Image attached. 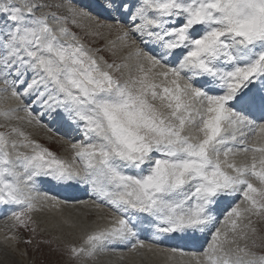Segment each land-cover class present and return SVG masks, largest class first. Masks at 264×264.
Segmentation results:
<instances>
[{"label":"snow or ice","instance_id":"snow-or-ice-1","mask_svg":"<svg viewBox=\"0 0 264 264\" xmlns=\"http://www.w3.org/2000/svg\"><path fill=\"white\" fill-rule=\"evenodd\" d=\"M92 7L0 0V207L13 227L68 203L40 193L53 182L91 197L77 201L89 209L80 242L67 246L77 260L122 245L196 264H264L253 221L264 220V0ZM45 118L66 129L69 158L26 130L51 131ZM206 234L199 253L159 248Z\"/></svg>","mask_w":264,"mask_h":264},{"label":"rangeland","instance_id":"rangeland-1","mask_svg":"<svg viewBox=\"0 0 264 264\" xmlns=\"http://www.w3.org/2000/svg\"><path fill=\"white\" fill-rule=\"evenodd\" d=\"M91 1L92 0H79L81 4H89ZM95 1L99 5L103 2V0ZM92 12L94 15L99 14L97 11ZM104 18L105 16L101 15V19ZM83 23L87 25L88 22L83 21ZM108 39H115V35L106 36L102 39L97 38L92 46L103 47ZM89 40H91V38H89ZM99 55H104L108 58L107 52L102 51ZM8 103L11 104L14 103V101H9ZM20 114L23 115V113ZM0 123H3V121L0 120ZM44 123L52 130L49 131L48 128H41L35 125L26 126V130L32 134L34 139L45 147H48L58 156L69 158L71 152L68 148L69 136L65 134L66 129L58 126L55 122H49L47 118H45ZM55 186L57 187L53 182H41L38 185V189L41 193L46 190L55 189ZM64 190L63 194H59L60 196L53 195L50 191L44 193H47L49 196L57 197L59 201H68L67 198L65 199V193L70 191L67 190L64 192ZM90 199L91 197L88 194V197L83 198L82 200ZM239 199L240 198H237L236 202H239ZM77 201H68L66 204L61 203L55 208L45 206L42 210L34 212L32 214L33 223H31L27 229L17 226L15 228L13 227L12 231L7 227L9 226L8 224L0 227V242L3 241V245L0 243V264H196L195 260L189 255H181L180 252L173 255L169 252H161L157 250L151 253L141 252L140 254H136L129 252L128 248L122 245L117 247L116 251L102 252L92 259L82 257L80 260H77L70 255L67 246L70 243L78 244L81 237V226H87L89 224V220L85 215L89 209L78 204ZM1 210L4 211L5 208L0 207V211ZM226 211L227 209L223 210V212ZM109 214V210L105 208L102 212L98 213L97 216H107ZM95 218L96 217H94V219ZM219 218H223V213L219 214ZM253 221L259 234L264 235V220H259L258 218L253 217ZM12 222L13 224L15 223V221ZM97 222L105 223L103 220H97ZM72 225L77 226L73 227ZM33 228L35 231H32ZM146 235L148 237L149 233ZM13 236L16 238L12 239ZM140 238L144 239L146 243H156L148 240L143 234H140ZM209 239L210 235L208 234L197 239V242L201 245H199L201 247L200 250L189 251L188 249L179 248L177 246V242L179 241H183L185 244L192 242L186 238H164L159 242V248L167 249L177 247L182 249L185 253H199L203 250V247L206 246ZM29 241L31 242L29 243ZM257 244L259 246L256 247L254 251L258 254H264V243L258 240ZM7 251H9L10 254Z\"/></svg>","mask_w":264,"mask_h":264},{"label":"bare ground","instance_id":"bare-ground-1","mask_svg":"<svg viewBox=\"0 0 264 264\" xmlns=\"http://www.w3.org/2000/svg\"><path fill=\"white\" fill-rule=\"evenodd\" d=\"M49 185V184H48ZM51 186V185H50ZM44 187V186H43ZM53 187V186H52ZM65 189H68L70 192H66L65 194H66V197L65 196H63V197H65V199L67 198L68 199V201H70V202H73V201H77V200H82L83 198H87L88 197V193L83 189V188H77V189H75V188H65ZM45 190V189H44ZM62 190V187H60V186H55V189H51V190H48V191H50L51 192V194H53V195H59V194H61V191ZM47 191V190H46ZM46 191H44V192H46ZM47 191V192H48ZM44 192H41L42 194L44 193ZM63 194V193H62ZM60 196V195H59ZM7 215H8V210L7 209H5L4 211H0V227H2V226H4V225H6V224H8L9 226H7L8 228H10L12 231H13V222H12V220H9L8 218H7ZM1 233V232H0ZM147 234V233H146ZM143 235H145V234H143ZM1 244L3 243V241H1L0 242ZM201 243V242H200ZM3 245V244H2ZM200 245V244H199ZM201 246V245H200ZM201 248V247H200ZM189 251L190 250H193V249H188ZM197 250H200L199 248L197 249ZM9 254H10V252L9 251H7ZM7 255V254H6Z\"/></svg>","mask_w":264,"mask_h":264}]
</instances>
